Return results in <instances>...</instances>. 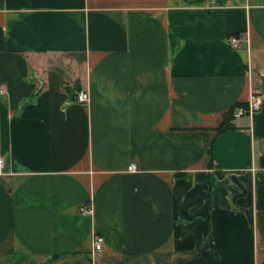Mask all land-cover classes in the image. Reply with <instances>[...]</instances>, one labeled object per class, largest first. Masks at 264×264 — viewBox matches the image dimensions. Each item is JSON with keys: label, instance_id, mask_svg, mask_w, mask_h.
<instances>
[{"label": "crops", "instance_id": "0c3cea01", "mask_svg": "<svg viewBox=\"0 0 264 264\" xmlns=\"http://www.w3.org/2000/svg\"><path fill=\"white\" fill-rule=\"evenodd\" d=\"M0 86V264H264V0H0Z\"/></svg>", "mask_w": 264, "mask_h": 264}, {"label": "built area", "instance_id": "2783aa9c", "mask_svg": "<svg viewBox=\"0 0 264 264\" xmlns=\"http://www.w3.org/2000/svg\"><path fill=\"white\" fill-rule=\"evenodd\" d=\"M229 42L231 46L238 47L239 46V40L231 36L229 38ZM5 92V89L3 86H0V95ZM88 93L85 90H79L76 94V100L78 102H86L88 100ZM263 103V97L260 93L253 90L249 100L246 104L243 105H236L231 109V116L232 118H236L242 115L250 114L251 112L257 111L261 108ZM4 169V159L2 156H0V175L3 174ZM129 170H135L136 167L134 165H130L128 167ZM82 214H89L91 212V207L89 206H82L80 209ZM103 245V237L100 235H94L93 237V248L94 250L98 251L102 248Z\"/></svg>", "mask_w": 264, "mask_h": 264}, {"label": "trees", "instance_id": "16d2710c", "mask_svg": "<svg viewBox=\"0 0 264 264\" xmlns=\"http://www.w3.org/2000/svg\"><path fill=\"white\" fill-rule=\"evenodd\" d=\"M232 109V108H231ZM231 109L226 113L225 115V120L223 122V124L221 125L220 129H224V128H228L230 127V121L232 119V116H231Z\"/></svg>", "mask_w": 264, "mask_h": 264}]
</instances>
